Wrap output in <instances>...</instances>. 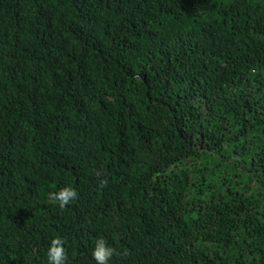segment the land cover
<instances>
[{
	"label": "trees",
	"instance_id": "1",
	"mask_svg": "<svg viewBox=\"0 0 264 264\" xmlns=\"http://www.w3.org/2000/svg\"><path fill=\"white\" fill-rule=\"evenodd\" d=\"M54 237L264 264V0H0V264Z\"/></svg>",
	"mask_w": 264,
	"mask_h": 264
},
{
	"label": "clouds",
	"instance_id": "2",
	"mask_svg": "<svg viewBox=\"0 0 264 264\" xmlns=\"http://www.w3.org/2000/svg\"><path fill=\"white\" fill-rule=\"evenodd\" d=\"M78 197L77 190L72 186H64L56 192L52 199L57 202L60 208H64ZM48 264H65L66 249L63 246V240L60 237H54L50 240L47 248ZM115 254V249L104 239L98 238L92 250V258L95 264H109Z\"/></svg>",
	"mask_w": 264,
	"mask_h": 264
}]
</instances>
